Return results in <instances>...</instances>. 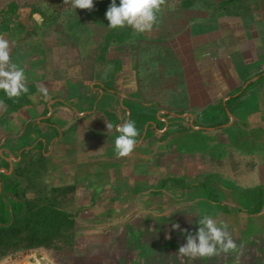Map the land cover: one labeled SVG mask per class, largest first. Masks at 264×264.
Masks as SVG:
<instances>
[{
    "label": "crops",
    "instance_id": "obj_1",
    "mask_svg": "<svg viewBox=\"0 0 264 264\" xmlns=\"http://www.w3.org/2000/svg\"><path fill=\"white\" fill-rule=\"evenodd\" d=\"M219 2L160 9L145 32L106 19L75 37L83 14L64 0H0V36L29 89L0 91V192L2 175L16 178L36 159L68 181L105 176L106 188L123 192L115 204L138 185L143 199L175 191L191 214L236 224L237 251L217 264H264V195L254 211L264 190V0H233L225 11ZM216 106L225 114L206 116ZM137 116L147 118L140 142L117 157L115 126Z\"/></svg>",
    "mask_w": 264,
    "mask_h": 264
},
{
    "label": "rangeland",
    "instance_id": "obj_2",
    "mask_svg": "<svg viewBox=\"0 0 264 264\" xmlns=\"http://www.w3.org/2000/svg\"><path fill=\"white\" fill-rule=\"evenodd\" d=\"M182 1L164 0L161 9L163 10L165 7L178 9L181 7ZM97 2L103 8L101 12L105 16L98 18L95 15L96 7L92 10L81 9L80 14L83 15L80 17L79 23L82 25L75 24L70 34H74L75 37L83 36L86 32L90 33V26L102 23L107 19L106 12L112 0H94V3L97 4ZM116 3L119 6L120 0H116ZM232 3L233 0L231 2L225 0L223 3L219 2L214 9L225 11L227 6ZM210 7L211 0H206L205 9ZM163 17L164 22H169V15L165 11ZM90 19L92 24H90ZM120 32L121 30L118 33L120 34ZM219 109L220 107L216 106L213 109L214 112L210 111L206 116L210 114L211 117L218 116L220 118L221 113L224 115L225 111L222 110L220 113ZM37 147L42 148V145L39 143ZM210 147L212 145H209ZM210 152H213L211 148ZM38 160H33L25 171L26 180L24 179L23 183L25 196L34 202L46 201L52 188L74 187V190L65 197L66 202L63 207L64 210L75 215V224L70 230L72 237L67 244L63 245L64 247L53 250L42 247L14 251L10 249L0 255V264H172L176 262L178 264H217L218 255L191 259L178 254L180 246L186 243L187 233L184 230L187 229L188 233L195 234L200 227L198 221L203 215L202 213L197 215L198 212L191 214L190 207L181 204L183 200L178 192L159 194L161 195L159 201L154 199L161 191L143 199L144 194L140 190L142 186L138 185L134 191L131 187L125 191L129 194L125 202L119 199L115 204V199L119 196L123 197V192L121 188L113 189L112 186L106 188L104 185L105 176H97V180L93 182L88 180V174L83 176L78 172L68 177L72 180L77 176V182L74 184L71 180H64L56 172L46 174V169L45 171L43 169L44 164ZM146 161L153 162L152 159ZM53 169L55 171V168ZM181 184L183 185V182ZM250 184H254V181H247V186ZM102 186L105 188L101 189ZM94 187H99L101 190H95ZM206 193L208 194V192ZM168 194H171L172 200L168 198ZM227 194L229 198H237V192L232 191ZM139 198L140 200H138ZM167 198L168 202L164 204L163 200H167ZM170 201L172 203H169ZM236 213L235 215L245 212L237 211ZM169 215L177 217L169 220ZM175 224L180 225L179 230L173 228ZM226 224L232 235L233 232L230 230L236 224L234 222ZM180 260L183 262L179 263Z\"/></svg>",
    "mask_w": 264,
    "mask_h": 264
},
{
    "label": "clouds",
    "instance_id": "obj_3",
    "mask_svg": "<svg viewBox=\"0 0 264 264\" xmlns=\"http://www.w3.org/2000/svg\"><path fill=\"white\" fill-rule=\"evenodd\" d=\"M65 4H71L75 9L94 8V0H64ZM164 0H120L119 6L116 0H112L106 12V18L111 28H122L131 26L139 32L152 29L157 21V13L161 9ZM10 42L0 36V91L6 93L9 98L19 97L22 93H28L27 79L23 68L11 61ZM40 93L47 96V88L41 86ZM108 130L113 125L107 124ZM119 133L115 140V153L117 157L130 155L139 144L140 132L135 121L127 120L115 126ZM200 227L195 234L184 230L186 243L180 246L178 254L191 259L206 258L237 251L228 225L222 221L218 222L213 216L205 215L198 221ZM173 228L179 230L180 225L175 224ZM169 238H171L169 236Z\"/></svg>",
    "mask_w": 264,
    "mask_h": 264
},
{
    "label": "trees",
    "instance_id": "obj_4",
    "mask_svg": "<svg viewBox=\"0 0 264 264\" xmlns=\"http://www.w3.org/2000/svg\"><path fill=\"white\" fill-rule=\"evenodd\" d=\"M195 2L203 5L205 0H183L180 9H190ZM116 29L119 28L114 30ZM146 120L144 116H137L134 120L139 132ZM2 177L6 183L0 192V255L10 249L14 251L42 247L53 250L64 247L63 245L72 237L70 230L75 224V215L63 207L65 197L74 190V187L52 188L46 201L34 202L25 196L23 188L25 172H21L16 178L7 175ZM205 188L209 198L214 199L212 192ZM258 194V205L254 211L262 207L264 191L259 190Z\"/></svg>",
    "mask_w": 264,
    "mask_h": 264
}]
</instances>
